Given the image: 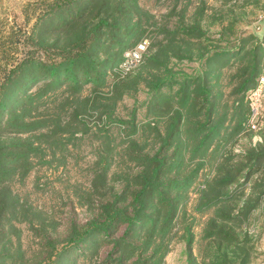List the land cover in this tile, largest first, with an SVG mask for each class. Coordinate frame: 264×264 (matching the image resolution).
Segmentation results:
<instances>
[{
    "label": "rangeland",
    "instance_id": "rangeland-1",
    "mask_svg": "<svg viewBox=\"0 0 264 264\" xmlns=\"http://www.w3.org/2000/svg\"><path fill=\"white\" fill-rule=\"evenodd\" d=\"M55 6L70 11L58 19L50 14ZM67 19L77 23L55 28ZM97 23L93 35L102 32V44L93 58L117 59L104 81L81 83L73 95L72 87L56 85L25 111L28 118L54 115L64 99L70 107L75 96L101 90L115 100L110 138H98L89 108L86 133L31 155L27 170L18 167L0 180V264H113V241L59 255L62 238L89 216L86 201L104 188L93 178L99 154H107L106 184L118 186L121 173L129 177L142 164L130 154L155 151L171 165L169 176L190 181L164 191L175 204L171 226L143 250L124 251L126 264H257L264 258V0H0V101L16 86L28 92L47 81L9 80L18 62L58 60L59 50ZM139 41L140 62L119 71L123 53ZM69 111L61 115L67 119ZM16 130L2 125L0 136L29 135ZM159 241V257L148 259Z\"/></svg>",
    "mask_w": 264,
    "mask_h": 264
},
{
    "label": "trees",
    "instance_id": "trees-1",
    "mask_svg": "<svg viewBox=\"0 0 264 264\" xmlns=\"http://www.w3.org/2000/svg\"><path fill=\"white\" fill-rule=\"evenodd\" d=\"M76 10L79 14L78 17H81V7ZM51 11L49 12L52 16L64 19L65 14H68L70 10L55 6ZM61 21V23L55 25V28L65 29L69 27L70 29L77 23L68 22L70 19ZM96 29H100L99 23L88 34H80L69 48L59 50L58 60L53 59L47 62V60H40V58L36 60L31 57L18 62L14 69L8 72L7 78L9 80L44 77L47 81L35 90L28 92L16 86L9 90L11 94H9L8 100L0 101V113L4 112L6 105H10L4 112L7 117L4 119L3 124L0 122V126L11 125L17 129L16 131L29 133L26 137L10 136L2 138L0 136V180L10 178L13 170L18 167H25V170H27L31 155L33 157L36 155L41 156L44 148L63 147L71 139L86 133L88 127L85 124H87L89 118L85 116V111L89 108H93L95 111L96 121L94 124L98 138L104 140L105 143L108 142L110 138L109 125L114 121L112 120V111L115 110V100L113 103L108 101V96H104L101 90L91 91L90 96L83 95L80 99L79 96H75L74 101L69 105L70 107L67 106L69 100L64 99L61 108L58 109L59 112H55L54 115L36 112L28 118L26 112L36 108L35 105H32L42 100L47 91L56 85L66 84L67 87H72L71 95H73L79 90L81 83L92 82L99 85L104 81V71L110 65L113 66V61L116 60L117 62V59L109 57L98 60L93 58L97 55L102 44L100 38L102 32L96 38L93 35V31ZM185 89L184 87L182 90L185 93L182 100L186 99L187 92ZM14 90H16L15 94H13ZM19 91L24 92L18 94ZM17 94L20 96H17ZM68 108H70V111L66 119L61 115V111L63 109L66 111ZM89 115H92V113ZM151 123L154 124L153 120L150 121ZM178 124L181 123L178 122ZM262 154L261 152L260 154L257 153L256 157L258 158ZM130 156L132 159L139 158L138 160L142 164L137 170L132 171L129 177L126 173H121L123 176L119 180L120 184L117 182L118 186H115L114 184H106V181H109L107 164H105L107 154L104 152L99 154L97 165L100 163L101 167L93 178H96L95 181H103L101 187L104 188H99L100 186L95 182L96 187L94 188L100 189L97 192L98 197L91 199L89 202L86 201L93 209L85 220L72 224L70 230L62 238L64 244L62 243L63 246L59 250V255L80 246L83 249H96L102 241L107 240L113 241L116 245L115 252L118 255L112 260L114 261L113 264H126L125 260L127 258L123 254L124 251H127V249L135 251L137 248L143 250V243L149 242L153 238L155 242L157 238L160 240L164 238L165 233L171 226L175 212V204H172L171 199H165L164 191L186 187L190 181V176H183L182 178L169 176L168 172L171 165L160 161L156 151L153 154L132 153ZM100 157H102L101 160ZM113 157L114 154L109 159V165ZM11 204V211H16V206L13 202ZM3 211L4 208H0V223ZM162 214H164L163 217H161ZM119 230V234H116ZM143 235H145V239L147 238L145 241L141 237ZM160 244V241L157 242L156 248L148 254V259L159 257L160 254L158 256L156 254ZM53 251L54 248L49 256L52 255ZM104 263L109 264L107 261H104ZM138 263L140 262L133 260L128 264ZM155 264H159V260L155 261Z\"/></svg>",
    "mask_w": 264,
    "mask_h": 264
},
{
    "label": "built area",
    "instance_id": "built-area-1",
    "mask_svg": "<svg viewBox=\"0 0 264 264\" xmlns=\"http://www.w3.org/2000/svg\"><path fill=\"white\" fill-rule=\"evenodd\" d=\"M144 48V41H139L135 46L126 50L118 63L117 68L119 71L126 72L138 64L141 60V53ZM257 264H264V258L260 259Z\"/></svg>",
    "mask_w": 264,
    "mask_h": 264
}]
</instances>
